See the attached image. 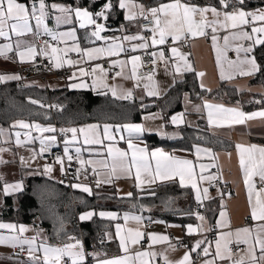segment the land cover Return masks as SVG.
I'll return each instance as SVG.
<instances>
[{"label":"snow or ice","instance_id":"1","mask_svg":"<svg viewBox=\"0 0 264 264\" xmlns=\"http://www.w3.org/2000/svg\"><path fill=\"white\" fill-rule=\"evenodd\" d=\"M95 3V0H92ZM246 0H214L212 3H199L198 0H159L154 6L151 4L139 3L137 0H118L119 9L124 10V20L130 24H135L140 31L136 34H125L121 37H114L113 42L107 47L84 48L79 46L76 37V30L73 28L65 32H56L49 28L46 19L52 12L58 13L55 16L56 24H72L79 22L80 28L88 25H94L91 37L100 40L104 39L101 33L105 31V25L97 23V18L107 20L109 14L114 8L113 0H107L103 4L100 11L93 13L88 7L70 6L60 3H48L47 0H0V38L11 41L12 36L17 37L15 44L9 42L0 45V57L8 58V53L15 52L20 63H30L36 60L38 56L44 57L52 63V67L60 69L65 65L69 67L76 66L79 62L72 59H64L69 52L77 53L85 63L100 60L105 57H118L120 53L125 51L122 43L116 41H127L139 43H131V51L147 50L156 46H163L171 41L169 51L171 57H166L163 49L158 52L152 51L150 55L152 71L145 76H139L137 69L141 66V57L137 55L131 56L130 60H111L110 68L119 67L120 71L115 72L116 77L123 79H133L137 81L136 86H140V81L144 83V89L148 96H158L159 92L154 82L155 66L158 62L168 64L169 60L173 61L175 73L182 71H192L191 64L188 63L185 54L180 52L178 44L188 41L191 38L207 37L209 31L212 48L216 53V63L220 70V78L233 79L235 75L252 76L259 72L260 65L254 55L256 46L264 45V8L254 11L246 10ZM211 16V18H209ZM32 21L35 22L34 26ZM250 28V31L247 29ZM41 30L43 34L49 36L51 41L67 43L68 40L73 41L71 47L59 48L49 41L38 43L35 38L40 37ZM121 26V31H123ZM225 32L223 37L218 35L219 32ZM149 33L150 36H145ZM31 34L33 41L28 43L20 38ZM223 40V49L218 46V41ZM233 41H248L247 46L237 44L234 51L237 53L236 60L227 59V52L231 49ZM241 53L243 57L241 58ZM63 54V55H62ZM223 62L228 64L230 73L225 74ZM131 64V74L126 75L124 69ZM167 71V68L165 69ZM77 72H73L69 80H80L79 83H71L70 88H88L87 82L82 77H92L93 89H108L112 95L118 99L129 100L133 97L132 90L120 89L119 86L109 85L107 83L108 71L101 64H96L90 71L84 67H79ZM99 73V75H97ZM203 77L204 72L197 73ZM22 77L18 74H0V82L9 80H20ZM203 88V84H201ZM99 94L107 95V92ZM264 101H257L262 103ZM31 103L37 104L38 101L32 100ZM43 107V105H41ZM57 107V106H49ZM207 109V120L209 126L222 127V122H227L228 126L234 124H244L246 121L253 119H264V110L245 113L237 108H225L222 105H214L205 103L203 105ZM196 111H200L199 106ZM155 118V117H152ZM183 122V114L171 117L172 124ZM12 128L19 127L21 129H35L40 133H56L57 129L53 126L42 127L40 124H29L23 120L14 123ZM113 126L105 124L102 128L99 124H91L86 127L76 128H60L61 134L71 133V138L64 141V157L67 158L69 164L73 160L70 154L69 145L79 144V137H83V145H100L105 146V141H113L115 137L111 134ZM127 130L129 139L126 141L128 150H121L114 147L111 143L106 146L107 157L111 158V166L108 160H84L81 159L82 148L75 147L76 159L79 163L76 178L79 177L81 171L87 172L88 165H100L103 169H108L104 178H100V171L96 167L92 168V174L95 177V185L100 188L102 184L111 185L119 179H133L134 187L142 189L145 184L151 185L160 182L175 181L179 178L181 187L190 186L195 190V199L198 203H202L204 198L208 197V188L201 189L198 183L204 180H212L215 177L203 175L205 165L200 164V174L196 172V166L193 161L181 159L166 152L163 148H155L149 151L147 146L140 147L132 142V134L137 136L145 132V128L139 124H126L117 126L116 131ZM5 130L0 127V136H4ZM26 139L21 140V133L15 132V143L17 146H23L31 143V133L26 132ZM124 139V137H121ZM57 141L56 135H50L40 138L39 152H33V160L37 156H43L48 152L52 145ZM7 142V141H5ZM239 155V166L243 173L244 184L248 194V202L250 206L251 220L256 222L252 227H241L235 230L221 231L216 239L214 248L211 242L205 245V240H196L194 245L184 252V255L176 261L169 260L166 252H157L154 249L156 244L168 243L169 248L176 250V245L170 243L171 238L168 235L157 233H145L141 230L127 228L117 223L115 225V238L119 241V248L123 255L115 257H107L106 253L87 252L81 239L74 235H67L66 239L61 240L59 244H51L46 239L38 242V236L31 238L25 237L24 233L29 229L24 225L17 226L14 223H0V229L8 230L10 235H0V245H7L12 249H18L12 255L0 257V259L12 260L26 253V260H18V264H86L87 258L91 257L94 264H158L160 259L163 264H195L192 253L200 250L202 254V264H264V146L256 144L245 145L243 143L236 144ZM9 149L0 148V154ZM210 154V149L196 148V155L199 158L201 153ZM99 154V153H98ZM21 163H25L24 157H20ZM154 162V163H153ZM9 161L3 159L0 155V164H6ZM55 163L60 165V171L65 173V161L63 157L57 156ZM133 169L135 173L133 174ZM45 173H51L53 166L45 164L43 167ZM258 178L261 187L257 188V184L253 178ZM87 179V175H85ZM3 177L0 176V181ZM63 183V181H61ZM71 187L79 189L89 195L93 194L89 185L75 183ZM23 181L14 183L3 182L0 185V193L7 197L14 193L23 192ZM119 191V189H117ZM132 192L126 193L127 197H131ZM255 196V200H253ZM223 209L224 206L221 205ZM96 213L87 211L79 216L80 221L91 220ZM221 220L217 221V226L221 229L229 228L230 222L227 220V212L221 210L219 213ZM101 218L109 220H117L118 215L115 212H99ZM197 219L204 221L205 217L196 214ZM125 224L129 220L141 223L143 217L136 215H123ZM160 223V221H156ZM187 234L191 235L197 232V228L187 225ZM202 228V226H200ZM63 231V227H61ZM59 236L60 233L58 232ZM147 236L150 241L146 250H132V246L139 245ZM108 241L113 239L110 232L105 233ZM179 240V238H177ZM104 243V240H101ZM203 246V247H202ZM243 246V247H242Z\"/></svg>","mask_w":264,"mask_h":264},{"label":"crops","instance_id":"2","mask_svg":"<svg viewBox=\"0 0 264 264\" xmlns=\"http://www.w3.org/2000/svg\"><path fill=\"white\" fill-rule=\"evenodd\" d=\"M77 1L78 2L48 0L47 2L66 4V5H70L73 7L75 6L88 7L89 10L94 13V11L92 10V7L94 5L92 0H77ZM95 1H98V0H95ZM255 1H260V3L251 4L249 6L245 5L246 10L254 11L256 9L264 8V4L261 3V0H246V2H255ZM137 2L143 3L139 0H137ZM198 2L199 3H212L214 2V0H209V1L207 0L199 1L198 0ZM102 6L103 5H101L97 9V12L101 10ZM122 13H123V20L118 25H115V26L110 25L109 22H107V20H104L103 18H97V23L104 22V25H105V31L101 33V36L104 37V39H100V40L95 39V37H91V32L94 30V27H95L94 25H88L85 28H80L79 22L74 20L72 24H60L59 26H57L55 16L58 15V13H55V12H52L45 22L47 23L49 28L53 29L56 32H65V31H69L74 28L76 30L77 41L79 43V46L82 49L95 48V47H107L109 43L113 42L114 37H121L122 35H125V34H129V35L136 34L140 31V29L136 27L135 24H130L128 21L124 20V10H122ZM209 18H211V16H209ZM32 24L34 26L35 22L32 21ZM121 26H123V29H124L123 31H121ZM247 30L250 31V28H248ZM41 33H43L42 30H41ZM225 34L226 33L223 31L218 33L220 37H223V35ZM210 36H211V33L209 31V36L207 37L191 38L189 43L187 44L181 43L177 45V47H179L180 49V52L186 55L188 63L191 64L192 66V69H193L192 71H194L196 75L199 72L205 73L203 77H200L197 75L199 85L201 86V84H203V89L212 91V90L217 89L222 83H225L229 86L234 87L240 92L247 91V92L256 93V94H263L264 93L263 85L251 82V79L254 78L258 72H256L252 76L235 75L233 79H224V80L220 78V70L216 63V53L212 48ZM16 39L17 37L15 36H12L11 41L5 40L4 38H0V45L6 44L9 42L13 43L14 45ZM20 39L28 43H31L34 38L31 34H29ZM35 39L38 42V38H35ZM49 42L59 48L71 47L74 43L71 40H68L67 43L57 42V41L55 42L49 41ZM116 42L122 43L123 47L125 48V51L120 53L118 57L116 56L105 57L100 60H94V61L85 63L86 58L82 59L77 53L69 52L66 56H64V59L65 60L72 59L74 61H78L79 63L73 67H69L67 65L62 67V68L68 69V74L66 76L57 77V76L48 75V76H45L44 81H41L39 80V78L33 76L37 74V72L35 73L34 71L36 60L30 63H20L19 58L15 55V52L8 53L7 59L4 57H0V74H7V75L18 74L22 77V79L0 82V85L10 83V82H25V83L40 84V85L46 86L49 89L67 88L72 91H91L95 93L107 92V93L112 94L111 91L108 89H93L91 86L92 85L91 76L81 78L82 80L87 82V84L89 85L88 88L73 89L68 86L71 83L80 82V80H69V77L72 75L73 72H77V75L79 76V73L77 71L79 67H84L90 71V69L94 67L96 64H101L105 68V70L108 71L107 83L109 85L119 86L118 92L120 89H123V90L130 89L133 91V96H134L131 99L135 98L141 101H145V103H149V102H146V100H149V98L151 97L158 98V97L164 96L177 82L183 80L187 73L192 72V71H182L181 73H175L173 61L169 60V63L167 65L164 64L162 68H156L155 70L154 82L159 92V95L158 96H148L146 94V90L144 89V83H146V81H143V80L140 81V86L137 87L136 80L123 79L121 77H116L115 79H113V77L115 76V72L120 71V68L119 67L110 68V61L111 60L128 61L133 55L140 56L138 51H141V50H137L136 52L131 51V43H139V41H134L131 43L127 41H116ZM241 43L247 46L250 42L233 41L231 44V49L228 50L227 52V59L229 60L237 59V53L234 51V49L237 44H241ZM218 46L221 49H223L222 39L218 41ZM169 47L164 48V45L156 46V47H153L152 51L158 52L159 50L163 49L166 53V57H171L172 54L168 50ZM255 49L251 55L255 56ZM242 57H243V53H241V58ZM257 63L259 64L258 60H257ZM223 66L225 69V74L228 75L230 73L228 64L226 62H223ZM141 67H142V58H141V66L137 69V73L139 76H145L146 74L140 73ZM166 68H167V71L165 70ZM109 70H113V74L111 77L109 76ZM124 72L126 75L131 74V64L130 63L124 69ZM97 75H99V73H97ZM121 100H124V99H121ZM205 103L214 104V105H222L225 108H237L245 113H251V112L264 110V107H256V108L247 110L240 104L229 103L223 100H218V99H214V98L207 97V96L201 97L199 99H194V98H191L188 92H186L184 93L183 100H182V109L172 115L173 117V116H176L182 113L183 114L182 123L172 124L169 127L166 126L162 114L157 109L146 112L143 115V118L141 121L125 122V123H117V124H109V123L100 124L97 122L84 123V124H80L76 126V128L86 127L91 124H99L101 126V133H102L103 125L108 124V125L113 126L111 134L115 137V139L113 141L106 140L105 146L102 147L100 145H83V137L80 136L79 144L69 145L68 147H69V150H73V151H75V147L77 146L81 147L82 148L81 157H80L81 159H84V160L107 159L109 166H111V163H112L111 158L107 157V154H106V146L109 143H111L114 147L120 148L121 150H128V145L126 141L129 139V133L127 132V130L116 131L117 126H123L126 124L142 125L145 128V132L143 134L139 136H137L136 134H132L131 138L134 144H137L140 147L147 146L149 151L154 150L155 148H163L166 152L172 155H175L178 158L191 160L196 166V172L198 176L200 174L199 165L203 164L206 166L205 170L203 171V175L205 177H208V176L215 177V179L204 180L198 183V187H200L201 189L208 188V197L203 199V203L205 204V206L214 201L220 204V207H219V210L217 212L214 222L210 221V219L208 218L205 208L200 209L198 211L193 210L194 219L186 221V222H183L177 219H167L166 217L157 215L153 212L144 213L143 211H132V210H126V209L121 210V209H115V208H103V209L102 208L101 209L88 208L78 213L77 215L78 221L82 222L79 220V216L82 213H85L87 211H94L96 214L93 217L97 216L99 218H101L99 216V212L101 211L115 212L118 215L117 220L113 221L107 218H102V219L113 222V228L109 232L112 233L113 235L112 240H116L118 244V248H119V241L118 239L115 238V225L117 223L121 224V226L124 227L125 229L127 228L137 229L138 228L139 230L143 232L145 228H147L148 233L168 235L171 238L170 243L172 245H176L175 251L169 248L168 243L156 244L153 250L157 252H166L169 260H172V261L179 260L184 255V252L194 245L196 240H205L206 243L203 246H207V243L211 242L214 248L215 239L221 231L235 230L237 228H241L245 226H248V227L254 226L256 222L251 220L250 206L248 202V194H247L246 186L244 184L243 173L239 166V155L236 149V144L243 143L246 146L250 144L264 146V141H263L264 140V119L257 118V119L246 121L244 124H234L231 126H228L227 122H222L225 125L222 127L209 126L208 120H207L208 110L203 107ZM197 106H199L200 111H196ZM152 117H155V118H152ZM202 120H204L205 125L207 126V128L209 129L211 133L218 134L220 136H223L227 139L234 141L235 146L229 150H214L212 148L206 147L201 144L193 146L192 149L177 148V147H172L168 145H156V146L150 147L148 145L147 139L145 138L146 134H156L158 135L159 138L161 139L164 138V140H167V141L176 140L181 136V132L179 130L180 126L188 125V126L196 127V126L201 125V123H203ZM23 121L29 124H37L35 122H30L27 120H23ZM40 125L42 127L51 126L50 124H40ZM3 129L5 130V134L4 136H0V148H5V149L9 148L10 150L5 151L2 154H0L2 155L4 160L9 161V163L0 164V176H12V177L7 180L3 179L1 181L2 184L3 182L14 183L17 181H23V185H24L25 178L27 176L36 175V174L44 175L46 177L58 180L60 182L62 173L60 171L59 164L55 162L45 161L44 164H42L40 167H36L34 165L35 160H33L31 156L27 155L28 151H35L36 153L39 151L40 138L47 137L50 135H56L55 133H40L36 131L35 129H21L19 127H16V128L7 127ZM17 131L21 133V140L26 139L24 134L29 131L31 133V137L35 139H32L31 143H26L20 148H17V145L15 143V132ZM121 137H124V139H121ZM70 138H71V135L67 136L63 140L64 147H65L64 141ZM56 145H58V141H56V143L52 145L51 147H54ZM197 147H200L202 149H210L211 153L207 154V153L202 152L198 158L196 155ZM21 156L24 157L25 159V163L23 164L20 161ZM46 163L53 166V171L51 173H45L43 171V167ZM86 167L87 169H90L91 171L93 167H96L97 170L100 171V174H101L100 178H104L105 174L108 171V169H103L98 164L88 165ZM134 173H135V169H133V174ZM253 179L257 184V188L261 187V185L259 184L258 178L254 177ZM217 180H221V182L229 183L231 187L233 188L234 193L231 195H225L222 192L221 186L214 189L212 186L214 182H216ZM94 181H95V177H92L89 180H84L78 183L89 185L92 188L93 193L95 191L99 192L102 189L112 190L120 197H127L126 193L133 192V189H137L134 187L133 179L122 178V179L114 181V183L111 185L102 184L100 188L96 187ZM175 182L179 183V178H176ZM158 183H163V182L157 181L156 183L151 184V185L145 184L142 189L151 188ZM185 188H189L192 191L195 204L198 203L195 199V190L192 189L190 186L185 187ZM117 189H119V191H117ZM76 190L82 192L79 189H76ZM253 200H255V196H253ZM221 205L224 206L223 209L221 208ZM2 206H4V196L2 195V193H0V210ZM221 210H224L227 212L226 218L230 222V229L229 228L221 229L217 226V221L221 220V217L219 215ZM125 213H128L129 215L141 216L143 217V220L139 224L133 220H129L127 224H125V221L123 220V215ZM197 213L204 216L205 220L200 221L199 219H197V216H196ZM148 221H152L153 226L147 227ZM156 221H160V223H157ZM8 222H13L17 225L26 226L29 229V231L24 233L25 237L31 238L32 236H37V233H40V235L37 238L38 242L41 239H46L47 242H49L47 230L45 227H43L40 224V219L38 217L34 218L31 223H17L12 220L0 219V223H8ZM187 225H192L194 228H197L198 229L197 232L191 235H188L187 227H186ZM200 226H202V228ZM214 228L217 230L215 237L212 236V230ZM10 234L11 233H9L8 230L0 229V235L7 236ZM177 238H179V240H177ZM104 240L108 241L105 236H104ZM177 242H182L183 244L178 245ZM149 244H150V241L148 240L147 237H145L144 240H142L139 245L132 246V250L133 251L146 250L148 249ZM13 250L14 249L12 248L8 249L7 245H0V257H7L9 255H12ZM199 253H200V250H197L196 253H192V257H193L195 264H202L203 259H205V257H203V255ZM120 255H123V253L121 252L119 248L117 253L107 255V257L110 258V257H115V256H120ZM26 259H27V256H19L18 258H14L12 260L0 259V264H18V260H26ZM91 264H94V261H92ZM158 264H163V260L160 259L158 261Z\"/></svg>","mask_w":264,"mask_h":264},{"label":"trees","instance_id":"3","mask_svg":"<svg viewBox=\"0 0 264 264\" xmlns=\"http://www.w3.org/2000/svg\"><path fill=\"white\" fill-rule=\"evenodd\" d=\"M60 1L78 2L77 0ZM139 1L153 6L159 2V0ZM106 2L107 0L95 1L92 7L94 13ZM113 3L114 8L107 22L115 26L123 20V13L118 6H115L118 5V0H113ZM258 3L260 1L246 2V5ZM261 3L264 4V0H261ZM255 56L261 70L251 79V82L264 87V45L256 46ZM34 71L38 72L36 68ZM186 92L194 99L207 96L240 104L247 110L264 107V102L257 103V101H264V93L240 92L225 83L215 90L208 91L199 85L194 71L187 73L184 79L177 82L164 96L146 100V102H154L153 105L146 107H142L145 101L135 98L121 100L110 93L102 95L91 91H72L67 88L49 89L36 83L10 82L0 85V126L11 127L19 120L37 124L55 123L61 127H76L91 122L117 124L141 121L146 112L158 109L166 126L169 127L172 125L170 121L172 115L182 109V100ZM32 100L38 103L33 104ZM202 122L196 127L180 126L181 136L176 140L167 141L156 134H146L145 138L150 147L168 145L192 149L193 146L201 144L214 150H229L235 146L234 141L211 133L204 120ZM0 185H2L1 181ZM132 193L131 197H120L112 190L102 189L89 195L74 188L70 189L58 180L44 175H30L25 178L23 192L4 196L0 219L31 223L38 217L40 224L47 230L51 244H59L61 240L67 238V235H74L83 240L88 252H100L106 255L117 253L119 250L116 240H104L105 233L113 228V222L97 216L91 220L79 222L77 219L79 212L88 208H115L144 213L153 212L167 219L183 222L194 219L195 201L192 191L181 187L175 181L158 183L147 189H133ZM219 207L220 204L216 201L204 207L210 221H215ZM102 239L104 243H101ZM86 264L91 263L88 261Z\"/></svg>","mask_w":264,"mask_h":264},{"label":"built area","instance_id":"4","mask_svg":"<svg viewBox=\"0 0 264 264\" xmlns=\"http://www.w3.org/2000/svg\"><path fill=\"white\" fill-rule=\"evenodd\" d=\"M145 36H150L149 33H144ZM43 41H51V38L43 33H41L40 37H38V42L40 43H43ZM51 42H55V41H51ZM190 40L186 41V42H183L184 44H187L189 43ZM169 44V43H168ZM168 44L164 45V48H166L168 46ZM152 49L153 48H149L147 50H141V51H138L139 55L141 56L142 58V67H141V71L140 73L141 74H148L149 72L152 71V64H151V57L148 53L152 52ZM164 66V63L162 62H158L157 65L155 66V70L156 68H162ZM35 68L37 69L38 73L33 75L34 77H37L39 79H44L45 76H48V75H52V76H57V77H63V76H66L68 74V69L67 68H62V69H56L54 67H52V63L45 59L44 57H41V56H38L36 58V65H35ZM109 74H113V70H109ZM53 127H55L57 129V132H56V135H57V138H58V141H59V144L56 146L57 148L56 149H50L48 152H45L44 155L41 157L42 159L45 158L44 160L45 161H55V158L57 156H60V157H63L64 158V161H65V164H64V167H65V173L64 174H61V178L60 180L63 181V184L71 187L72 184H75V183H78V182H81V181H84V180H89L91 179V174H90V169H87V172L85 173L84 171H81L80 174H79V177L76 178L77 176V169L79 168V163L76 159V154L74 151H70V154L73 155V160L72 162L69 164V162L67 161V158L64 157V146H63V143L62 141L67 137L69 136L71 133H67V134H61L59 132V129L60 128H71V127H61V126H58L56 124L52 125ZM85 175H87V179H85ZM230 189L228 187V185H226L224 187V192H229ZM201 208H204V203H197L195 206H194V210H199ZM153 226V222L152 221H148L147 222V227H151ZM145 233H148V230L147 228H145L144 230ZM216 232L217 230L214 228L212 230V236L215 237L216 235ZM147 237V236H145ZM178 245H182L183 243L182 242H177ZM243 247V246H242ZM18 251V249H14L13 250V253ZM21 256H26V253L25 254H22ZM90 262L92 263V258L91 257H88V260L87 262ZM70 264V263H69Z\"/></svg>","mask_w":264,"mask_h":264},{"label":"bare ground","instance_id":"5","mask_svg":"<svg viewBox=\"0 0 264 264\" xmlns=\"http://www.w3.org/2000/svg\"><path fill=\"white\" fill-rule=\"evenodd\" d=\"M189 40H191V39H189ZM170 44H171V41L169 40V44H168V46H167V48L170 46ZM187 46V45H186ZM38 73V72H37ZM109 76L111 77L112 76V74H109ZM45 79V78H44ZM44 79H43V81H44ZM42 80V79H41ZM55 124V123H54ZM54 124H50L51 126L52 125H54ZM57 125V124H56ZM59 126V125H58ZM66 127V126H65ZM70 127H72V126H70ZM56 134V133H55ZM71 135V134H70ZM56 137H57V135H56ZM57 141H58V138H57ZM62 143H63V141H62ZM58 144H59V141H58ZM57 146V145H56ZM56 146H54V147H51L50 149H56L57 147ZM63 146H64V144H63ZM65 148V147H64ZM70 151H73V150H70ZM39 152V151H38ZM75 152V151H74ZM39 158L41 159V160H44L45 158H41V156H39ZM48 162H55V161H48ZM90 174H91V177H94L93 176V174H92V171H90ZM60 182H61V180H60ZM65 185V184H64ZM226 185H228V187H229V189H230V191L229 192H224V187L226 186ZM67 186V185H66ZM219 186H221V188H222V192L225 194V195H231V194H233L234 193V191H233V188L231 187V185L229 184V183H225V182H221V180H217L216 182H214V184H213V188L215 189V188H217V187H219ZM69 187V186H68ZM70 189H73V187H69ZM197 204V203H196ZM195 204V205H196ZM194 205V206H195ZM204 207H205V204H204ZM193 209H194V207H193ZM202 209V208H201ZM200 210V209H199ZM195 211H198V210H195Z\"/></svg>","mask_w":264,"mask_h":264},{"label":"rangeland","instance_id":"6","mask_svg":"<svg viewBox=\"0 0 264 264\" xmlns=\"http://www.w3.org/2000/svg\"><path fill=\"white\" fill-rule=\"evenodd\" d=\"M56 1H60V0H56ZM102 22V21H101ZM102 24H104V22H102ZM39 80H41V79H39ZM41 81H43V80H41ZM150 103H153L154 104V102H150ZM152 104V105H153ZM158 110V109H157ZM158 111H160V110H158ZM160 113H161V111H160ZM164 139V138H163ZM21 146H17V148H20ZM7 149H9V148H7ZM10 150V149H9ZM33 152L34 151H28L27 152V155H29V156H31V157H33ZM38 153V152H37ZM44 162H45V160H42L41 161V159L39 158V156L38 157H36V159H35V161H34V165L36 166V167H40L42 164H44ZM46 162H48V161H46ZM3 177V179L4 180H7V179H10L12 176H2ZM3 207V206H2ZM8 223H13V222H8ZM15 224V223H14ZM17 225V224H16ZM17 226H19V225H17ZM8 247V249H10L11 247H9V246H7ZM6 252H7V250H6Z\"/></svg>","mask_w":264,"mask_h":264},{"label":"water","instance_id":"7","mask_svg":"<svg viewBox=\"0 0 264 264\" xmlns=\"http://www.w3.org/2000/svg\"><path fill=\"white\" fill-rule=\"evenodd\" d=\"M133 97H134V96H133ZM133 97H132V98H133ZM152 104H153V103H150V102H149V103H144V104L142 105V107H146V106H148V105H152Z\"/></svg>","mask_w":264,"mask_h":264}]
</instances>
